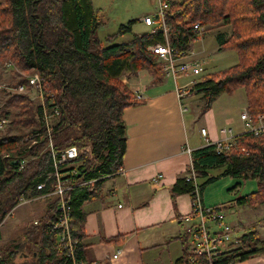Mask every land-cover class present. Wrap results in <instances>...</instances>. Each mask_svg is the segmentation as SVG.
<instances>
[{
  "label": "trees",
  "instance_id": "obj_1",
  "mask_svg": "<svg viewBox=\"0 0 264 264\" xmlns=\"http://www.w3.org/2000/svg\"><path fill=\"white\" fill-rule=\"evenodd\" d=\"M166 2L167 41L179 51L189 50L208 27H230L228 37L218 35L217 41L220 50L236 52L237 63L203 75L192 87L201 111L208 110L221 94L243 88L252 121L258 115L264 117V0ZM135 22L119 24L114 33L101 39L98 32L105 20L91 0H0V69L11 80L8 87H0L6 95L0 120H7L4 128L11 124L19 131L0 136V225L22 199L47 193L37 185L53 171L50 151L43 143L46 132L35 119L40 105L13 90L27 84L29 74L38 73L52 93L51 99L62 105L51 133L54 148L77 149V157L70 160L77 172L67 182L71 186L65 211L72 249L59 239L61 229L53 226L60 222L58 198L47 195L36 218L28 220L18 236L0 244V264H103L85 260L82 204L101 195L104 180L120 173L126 141L122 112L140 102L120 77L143 69L154 82L163 77L160 58L148 50L153 44L165 43L163 32L135 34ZM197 22L202 27L199 34L193 30ZM129 33L130 40L116 42ZM36 132L37 137L21 144ZM33 140L37 143L32 145ZM191 159L186 172L195 173L201 197L206 185L230 176L256 182L255 190L231 202L249 207L264 204V133L238 134L220 153L209 143L193 150ZM186 172L172 185L173 196L193 194L194 181L187 180ZM236 238L235 247L211 257L193 254L185 246L173 264H230L264 254V239L257 229L248 228Z\"/></svg>",
  "mask_w": 264,
  "mask_h": 264
},
{
  "label": "crops",
  "instance_id": "obj_2",
  "mask_svg": "<svg viewBox=\"0 0 264 264\" xmlns=\"http://www.w3.org/2000/svg\"><path fill=\"white\" fill-rule=\"evenodd\" d=\"M115 1L111 0V4ZM144 15L148 14L135 19L144 24L140 19ZM134 26L135 23L132 29ZM207 30L203 37L202 34L198 36L205 44L207 55L202 46L195 51L196 56H206V60L203 58V70L199 75L190 76L197 82L203 75L216 73L212 71V56L234 51L220 50L218 46L217 36L227 38L229 26L216 25ZM210 32L214 35L213 39L208 36ZM190 47L193 48V43ZM120 80L134 96L139 93L142 98L139 103L125 107L122 112L126 141L121 172L104 180L101 195L82 204L84 257L88 262L103 264H173L185 247L182 245L183 235L189 237L190 222L185 218L191 210V198L187 193L173 196L172 185L190 166L193 150L206 146L207 141L212 143L219 140L222 128L231 129L226 135L236 136L245 132V122L239 116L241 125L236 127L235 119L223 118L224 108L216 110L214 106L219 96L199 117L201 106L190 102L189 97L179 101L177 96L176 85L180 80L186 82L184 78L175 81L163 75L160 81L154 82L152 75L143 69L136 74L123 75ZM238 89H242L237 94L242 112L246 109L245 91L243 88ZM238 89L229 97H236L234 94ZM196 119L204 123L199 130L206 129V136L200 133L201 141L194 140L193 124L198 122ZM203 191V204L211 206L205 203ZM235 207L243 208V217L248 219L244 224L242 215H239V219L233 222L235 235L254 227L259 231L260 238L264 239V216L257 227L249 223L252 217H256L258 206L234 205L232 209ZM113 254H117L116 258H112ZM230 264H264V254Z\"/></svg>",
  "mask_w": 264,
  "mask_h": 264
},
{
  "label": "built area",
  "instance_id": "obj_3",
  "mask_svg": "<svg viewBox=\"0 0 264 264\" xmlns=\"http://www.w3.org/2000/svg\"><path fill=\"white\" fill-rule=\"evenodd\" d=\"M167 6L165 0H160L154 15H144L141 20L150 27L149 32L153 33L161 30L165 37V43H156L148 47V50L158 55L161 61V70L164 76L171 77L177 81L184 78L187 81L184 83H177L176 90L179 101L183 98L192 96V87L197 83L190 76L200 74L203 70L204 61H197L191 58L189 50L179 51L171 47L167 41L168 28L164 21V9ZM195 34L202 31V27L195 23L193 25ZM186 58L185 61H182ZM190 59V60H187ZM17 70L16 68H14ZM19 74H22L19 71ZM27 84L18 85L13 90L17 93L27 94L30 100H35L40 105V113L35 116V119L41 123L46 137L43 140L44 146L50 151L53 171L48 174L44 182L37 185V189H47V193L42 196H55L59 201L60 222L55 223V228L61 229L59 239L66 245L67 248L72 249V241L70 238V230L67 224L68 214L65 212L69 209L66 204V192L71 185L67 184L68 180L73 174L77 172V165H71L70 160L77 157V149L75 146H70L64 149H55L52 142V129L62 111V105L59 102L51 99L52 93L45 88L44 80L41 76L34 72L27 76ZM43 80V81H42ZM49 98V99H48ZM136 99H141L139 93L135 94ZM182 105V104H181ZM185 111V108L183 107ZM240 118L245 122L246 131L256 134L264 133V117L258 115L253 122L251 116L246 109L240 114ZM7 120H0V129H4ZM230 128H222V137L219 140L212 142L215 145L216 152L220 153L222 150L228 149L234 140V135L230 133ZM200 133L206 136V129L201 128ZM39 135L38 132L28 135L23 138L21 144L25 141L34 139ZM207 141V140H206ZM37 142L33 140L32 145ZM209 144L210 142L207 141ZM45 149V150H46ZM189 152V150L187 149ZM20 157H23L21 155ZM26 158V157H25ZM191 165V164H190ZM22 166V164L20 165ZM121 172V168L118 170ZM187 180L194 181L193 194L191 198V210L185 218L190 222V237H191V252L196 255H203L207 257L217 256L221 252L235 247L237 245V235L233 230V224L225 220V213L220 207L214 208L203 204L201 193L196 183L195 173L191 170L186 172ZM81 184V183H80ZM230 213H235L234 209H230ZM212 223V224H209ZM232 234L234 237H232ZM117 254H113L112 258H116Z\"/></svg>",
  "mask_w": 264,
  "mask_h": 264
},
{
  "label": "rangeland",
  "instance_id": "obj_4",
  "mask_svg": "<svg viewBox=\"0 0 264 264\" xmlns=\"http://www.w3.org/2000/svg\"><path fill=\"white\" fill-rule=\"evenodd\" d=\"M159 1L160 0H116L114 4H111V0H95V2L92 1V4L94 3L97 11L105 20V23L99 28V32H98L99 37L103 39L105 35L114 33L117 30L119 24H125L127 23V21L131 19H135V18L137 19L139 16L143 14L154 15ZM97 6H102V7L97 8ZM148 29L150 30V27L148 28L147 26L141 24L139 21L136 20L132 32L134 33L135 31V34H138V32L144 33V32H148ZM207 31L204 32L201 37H203L207 33ZM131 36L132 34L130 33L124 34L123 36L119 37L116 40V42L127 41ZM208 36L209 37L212 36V39L214 38V35L211 34V32L208 33ZM200 38L198 39L196 38L197 40L195 39L192 42L193 48L191 49L190 47L189 49L191 58L197 61H202L203 58L206 60L205 55H203V57L195 55L196 54L195 51H197L201 46L203 47L207 55L205 44L203 41H200ZM185 59L186 58H183L182 61H185ZM236 61H237V56L235 55L234 51L232 53L226 52L221 55L212 56V63L214 64L212 71L216 73L223 71L224 69L232 66ZM6 72H4L3 69H0V87L2 86L8 87L9 83L11 82V80L9 79V75H7ZM179 83L181 84L183 83V81L180 80ZM239 92H242V89H238L237 92L234 94V96L236 97H232V98L229 97V95L231 94L223 93L218 97V100L214 103L216 110H222L224 108L225 114L223 118L228 117L235 119L236 127H240L241 125L239 116L243 112V111L241 112L242 110L241 103L238 101L237 94H240ZM188 97H189L188 100L190 102L194 103L195 105L197 104L198 107L201 106L198 95L194 94ZM5 99H6V95H3L2 90L0 88V115L3 114L2 113V110L4 109L3 102ZM204 112L198 111V116L201 117L204 114ZM189 113L191 114L192 110H190ZM197 120L198 119H196L195 121ZM199 121L200 120H198V122L193 124V133L195 135L194 140L201 141L199 128L204 123H202V121L201 123H199ZM16 133H19V131L10 124L8 127L4 128L3 131H0V136L3 134H16ZM217 172H218L217 170H213L214 174H216ZM239 182L240 184L233 189L234 185ZM255 183L256 182L254 179L240 181L239 179L230 176H224L219 178L215 183L213 182V184L211 183L209 185H206L203 191V199L205 203L208 205H214L219 207L225 205L226 207L224 208L221 207V209L226 210L224 211L225 220L228 223L233 224V222H236L237 219H239L238 216L242 215L243 219L241 220L244 224H246L248 222V219L244 218L245 216L243 217V213H244L243 208L241 209V207L239 208L235 207L234 210L236 214L230 213V209H232L235 205L234 202L231 201L240 195L255 190V185H256ZM45 202H46V196H34L31 198L22 199L21 202L17 204L16 207L10 212V214H8L5 217V219L2 221V224L0 225V235H1L0 244L7 242L8 240L12 239L14 236H18L21 233L23 226H25L26 222L30 219L36 218L37 209L40 210L41 207L44 206ZM255 216L256 217L251 218L249 223L257 227L258 222L262 221V217L264 216V205H260L257 207L255 211ZM182 233H184V227L182 228ZM188 235L189 237L183 235L182 245L190 248L191 247L190 233ZM232 237H234L233 234ZM174 246L175 245L172 244L171 247L174 248ZM30 247L36 249L34 244H30Z\"/></svg>",
  "mask_w": 264,
  "mask_h": 264
}]
</instances>
